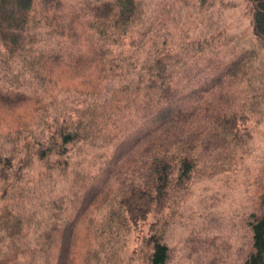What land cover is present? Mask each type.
Instances as JSON below:
<instances>
[{
    "label": "trees",
    "instance_id": "trees-1",
    "mask_svg": "<svg viewBox=\"0 0 264 264\" xmlns=\"http://www.w3.org/2000/svg\"><path fill=\"white\" fill-rule=\"evenodd\" d=\"M71 1L74 6L59 0H0V203L12 205L20 213L32 203L33 210L48 213L44 223L52 225L59 217L63 224L71 225L69 237H61L57 259L75 257L86 249L91 253L93 238L102 240L105 234L112 240L117 236L116 232L108 234L111 230L140 231L149 216H158L174 203L175 192L186 189L192 178V155L200 139L191 135V128L205 125L204 138L216 139L221 147L240 148L251 138L243 111L261 114L262 107L254 105L262 103L263 97L255 89L246 90L243 108L234 109L221 90L223 100L211 113L210 107L200 108L207 103L205 99L193 103L191 111L187 104L194 92L191 86L186 90L189 80L183 77L190 73L175 50L179 46L189 51L187 39L174 43L170 30L154 31L149 22L139 29V0ZM249 1L254 31L264 43V0ZM240 60L234 59L229 67ZM224 64V68L213 65L220 69L212 75L213 83L225 72ZM203 83L197 89L202 93L206 91ZM127 107L141 117L132 147L140 144L139 169H146L147 179L137 183L130 176L119 184V170L114 194L99 191L90 196L98 188L90 185L86 204L78 207L77 183L63 187L62 182L70 170L86 162L90 150L115 142L122 133L121 113ZM177 134L184 138L177 139ZM137 156L123 161L121 168L125 170ZM51 192L55 195L47 203ZM97 198L100 200L94 201ZM260 203V212L250 221L253 248L247 264H264V200ZM94 204L100 216L110 213L112 217L99 216L93 221L95 212L89 210ZM101 208L106 211L102 213ZM26 220L34 223L30 216ZM42 223L39 218L40 230ZM154 223L148 237L147 264H166L169 247L156 233L157 221ZM37 239L49 240L47 249H58L51 231ZM101 248L108 257L121 253L114 244ZM124 250L126 254L121 256L128 264L134 254Z\"/></svg>",
    "mask_w": 264,
    "mask_h": 264
},
{
    "label": "rangeland",
    "instance_id": "rangeland-1",
    "mask_svg": "<svg viewBox=\"0 0 264 264\" xmlns=\"http://www.w3.org/2000/svg\"><path fill=\"white\" fill-rule=\"evenodd\" d=\"M59 1L67 6L75 5L71 0ZM139 2V29L149 22L153 23L154 31L170 30V36L176 38H170L174 39V43L180 42V39L188 41L189 51H182L179 46L175 50L186 63L185 70L190 73L188 78L185 74L183 77L189 80L186 90L191 86L194 92L192 101L187 104L191 111L194 110L193 103L205 99L207 103H201L200 108L210 107L208 113H211L218 106V101L223 100L219 93L221 90L227 104L234 109L243 108L244 91L255 89L263 93L262 103L254 105V108L262 107L261 114L255 110H247L246 114L243 111V115H247L251 138L240 148L236 145L221 147L216 139L203 137L205 125H194L191 135L199 138L200 143L192 155L195 171L186 189H178L174 203H170L158 216H149L141 224L140 231L111 230L108 234H117L112 240L105 234L102 240L93 238L91 253L86 249L75 257L57 259L55 254L61 246V237H69L71 225L63 224V219L59 217L52 225L44 223L49 219L48 213L33 210L36 207L32 203L25 213L18 212L12 205L0 203V264H126L121 256L126 254L124 249L134 254L128 264H147L151 251L148 237L153 233L154 221H157L156 233L169 247L166 264H247L253 248L250 221L255 218L253 214L260 212V201L264 200V43L254 31L253 6L249 0ZM165 24L167 28L163 27ZM67 27L65 24L64 28L69 31ZM199 47H202L201 50ZM236 58L241 59L240 62L230 68ZM224 63L227 64L225 72H221L219 80L213 83L212 75L220 70L213 65L224 68ZM75 69L80 71L84 68ZM200 82H204L206 89L203 93L197 90ZM206 118L205 114L204 122ZM140 122L141 117L133 107H127L121 113L119 127L122 133L114 138L115 142L90 150V157L74 171L70 170L66 182L59 180L63 187L77 183L78 207L86 204L85 194L90 191V185L98 187L90 192V196L94 197L99 191L114 194V177L119 170L122 174L119 184L130 176L137 183L147 179L144 175L146 169H139L142 166L138 153L140 144L132 147ZM175 137L182 139L184 134ZM136 153V161L123 170V161ZM177 172L178 164H175L173 175L176 176ZM51 193L47 203L53 200L55 194ZM95 205L89 211L95 212L92 219L98 221L100 215L94 210ZM105 211L101 208L102 213ZM104 215L100 218L112 217L110 213ZM29 216L34 223L26 220ZM39 218L43 220L41 230L37 226ZM48 231H51L58 249H47L49 240L38 241L37 237L42 235L43 238ZM104 244H114L121 253L108 257L103 248L99 249Z\"/></svg>",
    "mask_w": 264,
    "mask_h": 264
}]
</instances>
